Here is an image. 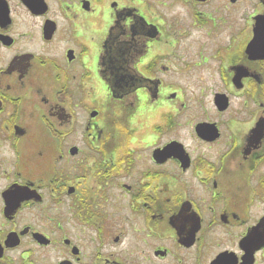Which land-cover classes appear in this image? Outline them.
<instances>
[{
  "label": "flooded vegetation",
  "instance_id": "obj_1",
  "mask_svg": "<svg viewBox=\"0 0 264 264\" xmlns=\"http://www.w3.org/2000/svg\"><path fill=\"white\" fill-rule=\"evenodd\" d=\"M0 264H264V0H0Z\"/></svg>",
  "mask_w": 264,
  "mask_h": 264
},
{
  "label": "rangeland",
  "instance_id": "obj_2",
  "mask_svg": "<svg viewBox=\"0 0 264 264\" xmlns=\"http://www.w3.org/2000/svg\"><path fill=\"white\" fill-rule=\"evenodd\" d=\"M207 98V97H206Z\"/></svg>",
  "mask_w": 264,
  "mask_h": 264
}]
</instances>
